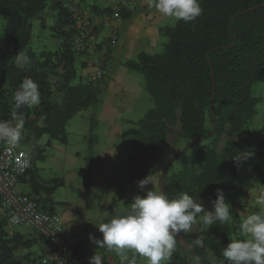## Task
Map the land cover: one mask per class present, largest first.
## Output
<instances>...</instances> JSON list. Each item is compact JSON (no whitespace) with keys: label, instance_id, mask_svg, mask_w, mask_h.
Listing matches in <instances>:
<instances>
[{"label":"trees","instance_id":"1","mask_svg":"<svg viewBox=\"0 0 264 264\" xmlns=\"http://www.w3.org/2000/svg\"><path fill=\"white\" fill-rule=\"evenodd\" d=\"M263 2L200 0L202 13L194 21L180 20L160 29L165 38L160 52H140L124 63L143 76L152 103L134 123L133 153L126 162L129 181L146 176L147 165L166 145L175 126L183 146L203 143L185 168L171 172L169 166L159 177L158 183L169 198L187 192L209 210L217 189L223 190L225 199L235 189L242 163H234L231 156L251 152L246 161H254L262 155L264 126L254 130L246 125L261 101L254 87L264 84ZM46 7L53 12L48 29L56 45L34 51L30 47L31 20ZM124 9L119 8L117 15L124 17ZM0 13L5 19L0 33V120L15 124L13 115L22 116L24 127L18 143L28 144L42 157L41 137H48L46 146L52 140L65 144L68 120L96 99L95 84L80 75L84 65L76 58L81 54L73 50L76 11L64 0H0ZM18 52L26 53L31 64L19 67ZM25 78L38 84L40 103L16 108L14 94ZM31 173L30 159V167L19 181ZM57 183L54 180V185ZM30 185L31 195L38 197L41 208L54 213L53 187L45 189L35 180ZM198 223L200 242L193 241L190 234H178V248L168 264H197V257L199 264H221L225 245L242 238L233 212L226 224L217 222L206 229ZM32 232L24 235L8 230L0 210V264H45L33 247L49 241ZM74 254L80 264H85L75 249Z\"/></svg>","mask_w":264,"mask_h":264},{"label":"rangeland","instance_id":"2","mask_svg":"<svg viewBox=\"0 0 264 264\" xmlns=\"http://www.w3.org/2000/svg\"><path fill=\"white\" fill-rule=\"evenodd\" d=\"M107 5V4H105ZM80 13V12H79ZM82 14V13H80ZM83 15V14H82ZM177 20L173 22L175 24ZM5 19L0 13V33L2 32ZM53 22V12L48 7L44 11L32 18V37L30 41V47L34 51H40L42 49H53L56 45L55 39L51 36L48 29ZM43 25L45 27H43ZM162 40L159 43L155 53L162 50L165 38L161 36ZM78 60V57L76 58ZM143 79L142 75H139ZM142 76V77H141ZM84 79V78H83ZM86 80V79H84ZM258 88H264V84H258L254 87V93ZM264 90V89H263ZM145 91V100L147 104L138 111H134L129 115L131 119V125L124 123L123 117L120 121L122 126V135L116 139H108L105 136L104 129L102 128L101 121L95 114L99 106L95 103L90 104L87 108L78 111L72 116L66 124V143L61 144L57 140H52L50 146L44 145L48 140L47 136H43L40 139L41 156L37 153L36 149H32L28 144H23L22 149L28 152L30 159L32 160V173L26 177L28 180L36 181L40 183L45 189L52 188L51 200L54 203V210L61 217L65 212H83L87 214L85 220L86 232L88 237H95L101 239L102 234L99 233L97 227L103 221L110 217V215L116 214L122 210H126L127 205L132 201L135 195H144L136 182L138 180L129 181L126 176V162L128 157L133 153V147L131 145V139L133 135L134 123L143 116V114L151 107L152 103L149 96ZM257 95V94H256ZM257 112L254 117L248 121L246 128L258 130L264 126V101L257 105ZM123 116V115H121ZM119 123V122H118ZM179 129L175 126L172 132L169 134L166 145L159 151L155 159L147 165L146 176L150 175L153 179V189L158 190V179L162 174L165 165L168 161L182 150L186 145L178 139ZM111 141L112 150H114V156L107 163L102 161L101 153L103 150L110 148L107 141ZM203 142H198L185 149L171 164L170 171L178 172L185 168L190 162L191 158L196 154ZM109 166L110 173H104V167ZM99 174L98 186L95 190H90V185L93 184L94 174ZM264 177V150L262 155L254 161H244L238 174L234 180V190L231 195L226 198V202L230 203L232 209L251 208L254 210L255 196L259 192L261 187L260 179ZM56 181L58 182L54 185ZM61 183V184H60ZM87 184V190H84V185ZM151 187V186H149ZM20 190H31L28 188H22L18 185ZM89 189V190H88ZM83 194H87L92 199L90 209H85L83 204L85 199ZM86 196V197H87ZM101 199H107V204H102ZM250 210V211H252ZM239 222L241 218L238 217ZM9 230V229H8ZM20 234L27 235L32 230L24 225H17L10 229ZM201 228L197 222L192 226L190 234L191 239L197 243L200 242ZM95 243V242H94ZM91 243L87 242V248ZM45 245V244H43ZM98 247L99 253L91 254L88 249L87 252L93 258H100V254H104L105 250L113 255H117L121 258V254L116 251L107 249L106 247ZM176 248L178 243L176 239ZM37 255L41 253V249H36ZM128 257L127 261L123 264H147L145 258L136 255L131 251L124 253Z\"/></svg>","mask_w":264,"mask_h":264},{"label":"clouds","instance_id":"3","mask_svg":"<svg viewBox=\"0 0 264 264\" xmlns=\"http://www.w3.org/2000/svg\"><path fill=\"white\" fill-rule=\"evenodd\" d=\"M149 8L161 16L185 23L194 21L202 13L200 0H146ZM16 64L23 68L31 64L30 57L24 52L16 55ZM40 103L39 86L30 78H25L14 94L16 108L36 106ZM15 124L0 120V141L9 144L21 139L24 120L13 115ZM43 126V125H41ZM251 152L231 156L234 163L246 161ZM144 195H135L126 210L110 215L97 227L101 239L94 242L99 247L124 255L131 251L146 259L147 264H168L176 250V237L191 231L199 222L209 229L211 226L226 224L232 219V206L226 202L222 189H217L211 208L206 210L187 192L169 198L163 191L153 189L150 175L136 182ZM151 186V187H149ZM258 211L247 215L239 224L242 238L231 239L223 248L222 256L227 264H264V190L255 196ZM199 264V258H195ZM90 264H100L99 258H90Z\"/></svg>","mask_w":264,"mask_h":264},{"label":"crops","instance_id":"4","mask_svg":"<svg viewBox=\"0 0 264 264\" xmlns=\"http://www.w3.org/2000/svg\"><path fill=\"white\" fill-rule=\"evenodd\" d=\"M70 9L76 13H82L93 20L91 29V43L92 48L87 52L79 55L78 62L84 67L80 69V75L89 80L88 62L92 58L100 60L106 70L105 77L97 84L96 99L93 103L99 108L96 115L101 121L105 136L110 139H116L122 135L121 119L124 118L126 125H131L129 115L132 112L138 111L140 107L147 104L145 100L144 78L140 80V73L129 70L124 63L127 60H133L140 52L155 53L162 38L160 29L166 26H172L175 19L161 16L155 9L149 8L146 0H134L133 3L124 9L123 16L114 17V11L117 8L119 0H64ZM107 4V5H105ZM106 10V11H105ZM75 14V13H74ZM115 31L116 40L109 44V39ZM142 77V76H141ZM264 89V88H263ZM258 88L256 90L257 96L260 98V103L264 101V90ZM257 112V108H256ZM264 116V111H263ZM123 115V116H121ZM119 122V123H118ZM134 125V124H133ZM111 141H107L110 148L105 149L101 153L102 161L107 163L114 156ZM109 166L104 167V173H110ZM94 181L90 185V190H95L98 186L97 172H93ZM260 190H264V177L260 179ZM31 180L23 178L19 181L20 187L31 188ZM61 184V183H60ZM87 184L84 185V190H87ZM89 190V189H88ZM26 194H33L32 189L19 190ZM40 195H44L42 192ZM87 196V194H86ZM83 207L90 209L92 199L86 197ZM107 199H101L102 204H107ZM54 203H52L54 209ZM247 206L239 209H232V212L243 220L247 215L258 211ZM54 213L56 211L54 210ZM87 214L83 212H65L61 215V219L70 235L74 249L81 254L83 262L90 264L91 256L87 252V242H90L92 250L88 249L91 254H98V247L95 245V237H88L86 232L85 220ZM41 249L42 262L51 264L47 259L53 256V247L51 244H37L36 249ZM100 264H123L122 257L119 258L116 254L113 255L105 250V253L100 254Z\"/></svg>","mask_w":264,"mask_h":264},{"label":"built area","instance_id":"5","mask_svg":"<svg viewBox=\"0 0 264 264\" xmlns=\"http://www.w3.org/2000/svg\"><path fill=\"white\" fill-rule=\"evenodd\" d=\"M133 1L119 0L114 17H118L119 8L129 7ZM73 19L76 30L73 50L79 55L93 47L90 38L93 20L80 13H75ZM115 40L114 31L109 44ZM87 65L90 70L89 80L93 84L99 83L106 73L102 62L92 58ZM29 167V154L19 143L9 144L7 141H0V210L5 216L6 228L10 230L17 225H24L47 239L53 247V256L47 259L51 264H80L61 217L57 213L44 211L38 203V197L19 191V177Z\"/></svg>","mask_w":264,"mask_h":264},{"label":"water","instance_id":"6","mask_svg":"<svg viewBox=\"0 0 264 264\" xmlns=\"http://www.w3.org/2000/svg\"><path fill=\"white\" fill-rule=\"evenodd\" d=\"M264 5V2L262 4H260V6H263ZM258 6H255L254 8H256ZM189 145H186V147H184L182 150L178 151L177 154H175L169 161L168 163L166 164L161 176H160V179L164 176V174L166 173L168 167L170 166V164L180 155L183 153V151L185 150V148H187ZM158 187H159V191H162V184L161 182L158 183Z\"/></svg>","mask_w":264,"mask_h":264}]
</instances>
